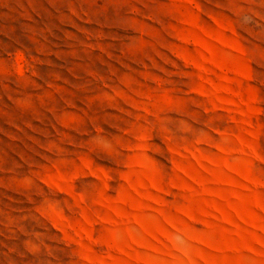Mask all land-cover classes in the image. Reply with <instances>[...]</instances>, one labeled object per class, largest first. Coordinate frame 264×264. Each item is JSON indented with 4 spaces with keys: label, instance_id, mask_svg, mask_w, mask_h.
Instances as JSON below:
<instances>
[{
    "label": "rangeland",
    "instance_id": "obj_1",
    "mask_svg": "<svg viewBox=\"0 0 264 264\" xmlns=\"http://www.w3.org/2000/svg\"><path fill=\"white\" fill-rule=\"evenodd\" d=\"M149 256L264 264V0H0V264Z\"/></svg>",
    "mask_w": 264,
    "mask_h": 264
},
{
    "label": "crops",
    "instance_id": "obj_2",
    "mask_svg": "<svg viewBox=\"0 0 264 264\" xmlns=\"http://www.w3.org/2000/svg\"><path fill=\"white\" fill-rule=\"evenodd\" d=\"M169 224L171 225V221H168ZM147 234L153 239V240H158L157 234L159 235H167V231L163 226H157L155 228V230H148ZM134 245H151L150 241L146 240V239H139L138 241H133ZM188 257V262H192V255L191 253L187 254ZM142 264H182L179 263V261H173V262H169V263H164V262H160L159 260H156L155 258H152L149 256L148 259L146 260H141Z\"/></svg>",
    "mask_w": 264,
    "mask_h": 264
}]
</instances>
